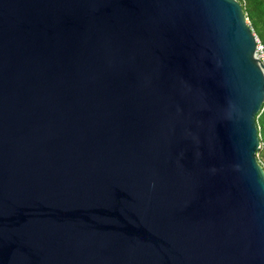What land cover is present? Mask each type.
Listing matches in <instances>:
<instances>
[{
	"label": "water",
	"instance_id": "95a60500",
	"mask_svg": "<svg viewBox=\"0 0 264 264\" xmlns=\"http://www.w3.org/2000/svg\"><path fill=\"white\" fill-rule=\"evenodd\" d=\"M238 0H0V264H264V62Z\"/></svg>",
	"mask_w": 264,
	"mask_h": 264
},
{
	"label": "trees",
	"instance_id": "16d2710c",
	"mask_svg": "<svg viewBox=\"0 0 264 264\" xmlns=\"http://www.w3.org/2000/svg\"><path fill=\"white\" fill-rule=\"evenodd\" d=\"M246 14L247 21L264 48V0H238ZM260 146L257 157L264 167V105L256 115Z\"/></svg>",
	"mask_w": 264,
	"mask_h": 264
},
{
	"label": "built area",
	"instance_id": "2783aa9c",
	"mask_svg": "<svg viewBox=\"0 0 264 264\" xmlns=\"http://www.w3.org/2000/svg\"><path fill=\"white\" fill-rule=\"evenodd\" d=\"M256 55L264 62V48H263L262 43L259 41L258 37H257V44H256ZM263 105H264V101H263Z\"/></svg>",
	"mask_w": 264,
	"mask_h": 264
}]
</instances>
